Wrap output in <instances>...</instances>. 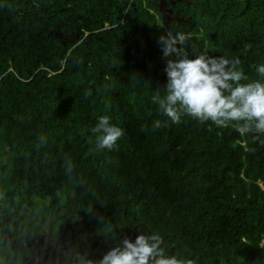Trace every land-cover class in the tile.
<instances>
[{
    "label": "trees",
    "instance_id": "trees-1",
    "mask_svg": "<svg viewBox=\"0 0 264 264\" xmlns=\"http://www.w3.org/2000/svg\"><path fill=\"white\" fill-rule=\"evenodd\" d=\"M158 2L0 0V264H96L150 233L195 264H264V134L151 101L170 29L264 80V0H166L169 25ZM102 115L124 130L112 150Z\"/></svg>",
    "mask_w": 264,
    "mask_h": 264
},
{
    "label": "clouds",
    "instance_id": "clouds-1",
    "mask_svg": "<svg viewBox=\"0 0 264 264\" xmlns=\"http://www.w3.org/2000/svg\"><path fill=\"white\" fill-rule=\"evenodd\" d=\"M190 41V33L174 34L171 29L159 38L163 56L173 58L167 60L164 69L167 76L164 95L156 91L152 103L175 124L188 116L200 123L211 121L218 128L234 126L241 135L264 134V80H249L239 57L230 60L198 53L189 58L185 45ZM254 68L264 78V63ZM161 126H167V122L157 120L153 124L154 129ZM92 132L96 134L97 150H112L124 135V130L110 123L107 115L98 117ZM254 139H259V135ZM38 140L41 145L47 142L44 136ZM121 243L96 264H195L192 259L168 255L161 246L163 237L157 233L139 234L134 242L124 238Z\"/></svg>",
    "mask_w": 264,
    "mask_h": 264
},
{
    "label": "water",
    "instance_id": "water-1",
    "mask_svg": "<svg viewBox=\"0 0 264 264\" xmlns=\"http://www.w3.org/2000/svg\"><path fill=\"white\" fill-rule=\"evenodd\" d=\"M158 8L160 10L162 18L165 21V24L169 25L170 17H171L170 16L171 8L166 7V0H159Z\"/></svg>",
    "mask_w": 264,
    "mask_h": 264
}]
</instances>
